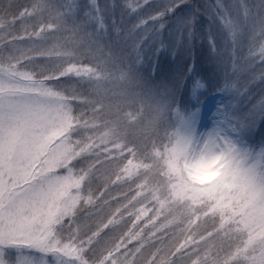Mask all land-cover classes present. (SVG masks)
<instances>
[{"label": "rangeland", "instance_id": "rangeland-1", "mask_svg": "<svg viewBox=\"0 0 264 264\" xmlns=\"http://www.w3.org/2000/svg\"><path fill=\"white\" fill-rule=\"evenodd\" d=\"M180 1L183 9L167 24L161 23L151 34L146 25L134 28L133 36L117 48L99 41L92 27L80 31L82 24L73 22L72 9L66 17L47 5L57 19L55 28L68 29L66 34L72 38L48 41L47 36L35 33L12 45L19 58L32 49L65 59L73 56L76 59L72 61L86 57L90 67L69 66L64 73L82 80L92 95L86 102L90 118L77 126L66 98L45 83L35 82L22 69L0 68V245L42 246L26 255L40 260L42 252L48 264H86L84 255L92 259L104 249L103 234L97 233L82 244L75 233L57 223L67 211L61 202L82 205L84 191L89 193L84 189L85 172L80 173L76 164L84 165L89 173L99 161L102 170L95 167L94 171L98 176L103 171L113 179L120 192L130 185L125 181L131 182L128 200L118 207L136 204L134 211L140 217L153 207L152 217L157 218L163 217L169 201L160 199L155 188L149 189L151 179L141 168L145 152L151 150L157 159L165 153L170 171L175 172V161L195 148L217 154L213 164L220 159L234 161L243 183L228 186V192L208 210L211 216L221 205L227 209L229 215L223 217L220 229L223 235L213 233L203 240L179 244L172 240V245L186 253V264H200L197 256L201 261L214 258L219 264H264V205L260 203L264 199V155H258V146L264 142V131L259 130L264 125V0ZM160 3L164 5L165 0ZM166 6L173 7L165 4L160 10ZM161 48L169 60L173 53L180 62L192 64L195 59L198 71L211 81L202 118L187 112L180 103L183 75L167 79L154 75L156 52ZM200 82L206 86L208 81ZM161 122L159 136L143 143L133 141L135 147L125 146L124 136L142 137ZM168 136L173 137L170 146ZM70 154L76 157L74 167L79 175L64 174ZM45 180L52 182L48 191L33 200L23 199ZM175 187L172 195L182 200L183 189ZM150 192L154 193L151 200ZM110 197L100 192L92 195L96 203L85 212L93 228L111 220L99 225L103 214L117 208L109 202ZM232 221L236 225L229 232L225 226ZM173 235L171 231V239ZM192 242H199L197 248L201 249H193ZM115 243L109 244L114 254L107 256L105 264H119V258L124 264H133L132 257L119 255L121 244Z\"/></svg>", "mask_w": 264, "mask_h": 264}, {"label": "trees", "instance_id": "trees-1", "mask_svg": "<svg viewBox=\"0 0 264 264\" xmlns=\"http://www.w3.org/2000/svg\"><path fill=\"white\" fill-rule=\"evenodd\" d=\"M161 1L164 0H0V68L5 70L22 69L35 82H42L51 87L56 93L67 99L69 103L68 110L73 118V123L82 126V122L90 118L87 99L92 95V92L83 85L82 80L73 77L71 74H66L64 71L69 66L90 67L91 61H87L86 57L82 56L79 60L72 61L76 59L72 58L73 56L65 59L61 56L58 57L59 54L44 55L37 49L27 50V53L19 58L20 53L12 45L28 40L35 33L47 36L48 41L64 39L66 36L67 39L72 38L69 33L66 34L68 29L55 28L57 19L52 17L51 11L47 7L49 5L59 10L61 15L63 14L66 17L67 15L70 17L69 9H72L74 22L82 24L80 31L84 32L88 27H92L90 30L91 32L95 31L99 41L102 39L105 45L117 48L123 40L128 41L133 36L134 28L146 25L149 29H152L151 34L161 23L165 22L167 24L176 12L181 8L183 9L180 0H172L171 3H167L165 0L164 5L168 4L173 7L166 6L160 10L164 6L163 3H160ZM177 5H180V7L177 8ZM173 8H176L175 12L172 11ZM157 15L161 16L156 17ZM143 45L149 46L148 42ZM56 56L59 60L52 64L51 61L58 59L55 58ZM45 59L48 60L45 61ZM263 121L264 115L261 122ZM73 136L74 139L77 137L75 134ZM146 153H149V151L145 152V159L142 158L141 168L148 174L150 164ZM150 155L155 157L151 152ZM76 166L80 173L86 172L85 168L82 167L84 165L79 166L76 164ZM95 167L100 169L99 172L102 170L99 161L93 163L89 173L83 175L85 179L84 189L87 190L88 188L89 193L92 195L100 192L104 196H111L109 202L112 206L117 207L115 210L103 214L99 221L100 225L105 223L102 222L103 220L111 219L110 223L102 225L103 230L99 232V234H103L101 240L104 249H107L104 252L105 257L114 254L110 251L109 244L119 242L121 245L117 252L119 255L123 254L124 257H132L133 264H137L141 253L147 252L151 256L155 252L156 255L153 257V262H155L164 253H170L171 251L175 252V255L168 253L173 261L178 260V264H186L188 260L186 253L181 251L182 249L177 250L176 245H172L170 228L157 231L163 217L153 218V207L149 208L150 211L149 209L145 211V209V215L142 217L136 214V210L134 211L136 201L132 202L134 204L132 207H118L128 200L130 196L128 190L131 182L125 181L130 185L124 187V190L122 189L120 192L114 188L113 179L109 178L108 175L106 177L103 171L98 176V172L94 171ZM148 178L151 179V177ZM86 192L84 191L85 195ZM234 225L236 223L232 221L225 226V229L232 228ZM239 233L237 232V234ZM108 239L111 240L108 241ZM198 243L195 244L196 246L193 242L191 243L193 249L195 247L197 250L201 249L200 247L197 248ZM107 246L109 247L107 248ZM137 248H140V252H136ZM122 261L120 260L119 264Z\"/></svg>", "mask_w": 264, "mask_h": 264}, {"label": "clouds", "instance_id": "clouds-1", "mask_svg": "<svg viewBox=\"0 0 264 264\" xmlns=\"http://www.w3.org/2000/svg\"><path fill=\"white\" fill-rule=\"evenodd\" d=\"M264 19V15L261 16ZM67 23V19L65 20ZM74 22V17H73ZM46 79V77H45ZM163 122L152 126L148 132L142 137H137L133 134L129 139L124 136L125 146L131 144L135 147L133 141L143 143L148 140L149 137H157L161 133ZM119 139V137L117 138ZM169 146L173 141V137H166ZM258 155H264V142H261ZM146 153L150 169L148 171V177H151L149 182V189L155 188L159 193V198L169 201V206L160 221L157 231L170 228L174 233L172 240L177 244L183 242L187 243L188 240H203L205 236L215 233L218 237L223 235L220 232L223 224V217L228 216L227 209L219 208L211 216H209L208 210L217 205L221 195L228 192V186H239L243 183L242 177L235 171L237 165L234 161L228 159H220L217 163L213 164V160L216 159L217 154H210L207 152H201L198 149L192 148L188 151L186 158H181L175 161L176 171H170L168 164L166 163L165 153H161V156L157 159ZM68 165H64L65 173L72 174L76 172L74 167L75 155H71ZM218 172V175L212 176L211 179H204L205 175H211ZM87 175V172L84 173ZM261 177L264 178V169H261ZM147 178V177H146ZM203 180V182H201ZM50 180H45L38 185L34 186L32 190L25 194L23 199L33 200L44 192L48 191L51 186ZM176 185H179L183 189V199L177 201L172 195L176 191ZM234 189L233 194H235ZM154 193L150 192L149 200ZM96 200L92 199V194L87 193L83 197V204L70 203L68 200L61 202V206L67 211L57 218L58 226L62 229H68L70 232L75 233L80 239V243H84L85 239L91 240L93 236L103 230L102 226L93 228L88 219V214L85 212V208L90 205H94ZM223 203H227L225 200ZM264 205V199L260 201ZM155 206V205H153ZM235 207V205H233ZM84 213V215H82ZM111 220L108 221L110 223ZM106 226V225H105ZM231 231L232 228H228ZM91 233V235H88ZM178 250V249H177ZM83 251V250H82ZM107 249H102L92 259H89L87 255L83 256V261L86 264H105L106 257L104 252ZM136 252H140V248L136 249ZM210 256V252L206 250V253ZM125 255H127L125 253ZM135 255V253H134ZM155 252L149 256L147 252L141 253L137 260V264H178L177 261H173L171 256L164 253L160 259L153 262ZM175 255V252L172 253ZM167 257V259H165ZM122 260V258H119ZM200 264H219L214 258L206 261H201L200 257H196ZM122 264L124 262L122 261Z\"/></svg>", "mask_w": 264, "mask_h": 264}, {"label": "snow or ice", "instance_id": "snow-or-ice-1", "mask_svg": "<svg viewBox=\"0 0 264 264\" xmlns=\"http://www.w3.org/2000/svg\"><path fill=\"white\" fill-rule=\"evenodd\" d=\"M180 5H177V8ZM173 12L176 8L172 9ZM194 57V54H193ZM157 63L153 67V73L157 77L173 78L175 74L183 75L181 87V105L193 116L199 115L201 118L204 114V106L207 100L208 90L211 88V81L198 71L196 60L189 64L187 61L180 62L179 57L173 53L172 59L169 60L163 48L156 52ZM201 80H206L207 85L201 84ZM206 126V125H205ZM264 131V125L260 129ZM42 246H4L0 245V264H48L46 258L41 252V259L36 260L26 255L27 252L40 251ZM15 254L14 257L12 254Z\"/></svg>", "mask_w": 264, "mask_h": 264}]
</instances>
